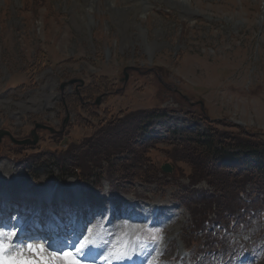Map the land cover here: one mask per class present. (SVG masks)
<instances>
[{
  "label": "rangeland",
  "instance_id": "1",
  "mask_svg": "<svg viewBox=\"0 0 264 264\" xmlns=\"http://www.w3.org/2000/svg\"><path fill=\"white\" fill-rule=\"evenodd\" d=\"M71 79L84 81L81 93L75 84L60 89ZM35 123L56 132L37 130L31 146L0 140V188L17 197L76 182L90 196L54 246L17 235L29 221L26 202L10 203L14 211L0 220V264H41L29 245L42 246L54 264H264V219L245 215L238 220L248 228L225 230L227 248L197 257L204 249L183 201L212 187L189 178L197 173L182 157L187 152L171 142L242 130L261 140L215 146L222 164L264 167V0H0V130L23 139ZM130 142L146 145L138 156L146 171L129 179L112 165L130 160ZM106 143L127 149L105 162L98 149ZM7 219L13 233L2 232Z\"/></svg>",
  "mask_w": 264,
  "mask_h": 264
},
{
  "label": "trees",
  "instance_id": "2",
  "mask_svg": "<svg viewBox=\"0 0 264 264\" xmlns=\"http://www.w3.org/2000/svg\"><path fill=\"white\" fill-rule=\"evenodd\" d=\"M91 92L94 93V89L91 88L86 93L90 96ZM223 131H219L224 135L222 136L219 133L218 139L212 135L205 140L192 138V141L188 139L171 141L176 148L187 152L182 154V157L191 166L193 171L197 173V177L191 174L189 178L194 181L205 180L212 187V192L202 194V196L199 194L200 197H195L196 200L186 199L183 203L191 218L188 226H191V229L192 226L194 229H197V231H194V235H198V237H194L198 239L199 246L214 247L217 251L223 247V240L222 238L218 240L219 236L217 232L211 231L213 226H219L221 223L228 224L232 218L239 219L244 213L252 217L260 216L262 212L264 214V167H259V171L255 172L244 170L241 163L232 165L231 167L224 166L220 162L222 158L217 153L218 151L214 150V147L217 145L223 149L256 147L255 142L260 141L261 138L258 137L256 139V135L252 138L251 135L253 134L245 133L242 130L233 132L230 135H228L227 131ZM100 134L102 132H99L98 135ZM155 141L159 142V140H153L150 143ZM114 143L117 144V140H114ZM262 144H264V140H262ZM128 147L130 160H125L123 164H114L112 167H117L121 175L123 173L127 174L129 179L135 174L145 175L146 168L143 169V159H138V156H143L142 153L146 145L135 146L130 142ZM124 149H127L125 143L116 145L114 149H111L106 143L98 149L99 160L109 162L110 157L117 153H122ZM194 156L197 158H193ZM73 166L78 170L77 165ZM66 168L67 166H61V169L65 171H67ZM137 170H140V173H137ZM77 175L78 178L82 176ZM120 178L121 176L117 179L118 182H125L124 179ZM141 180L142 182L147 181ZM247 183L251 185L252 190L254 187H256V190L253 192V202L245 207L240 201V193L244 190ZM212 214L213 216H211ZM223 227L225 228V226ZM196 232L200 234H196Z\"/></svg>",
  "mask_w": 264,
  "mask_h": 264
},
{
  "label": "water",
  "instance_id": "3",
  "mask_svg": "<svg viewBox=\"0 0 264 264\" xmlns=\"http://www.w3.org/2000/svg\"><path fill=\"white\" fill-rule=\"evenodd\" d=\"M126 70H127V67H125L123 69V74H124V77L120 79V81H123V80H126L127 79V74H126ZM75 82H79L80 85H83V80L82 79H71L67 82H64L60 85V88L62 89L65 85H69V84H72V83H75ZM96 104H99V97L97 98L96 100ZM67 119L68 117H66L63 121V125L64 123L67 122ZM37 128H47L51 133L54 132V129L52 127H47L43 124H39V123H35L34 125V129L31 131V135H32V139H29V138H26V139H15L11 133L7 130H4V129H1L0 130V139L4 136V135H8L11 139V141L17 145H26V144H29V145H34L36 144L37 140H38V136H37V133H36V129ZM163 170L165 172H170L169 170V167L167 164H165L163 166Z\"/></svg>",
  "mask_w": 264,
  "mask_h": 264
},
{
  "label": "snow or ice",
  "instance_id": "4",
  "mask_svg": "<svg viewBox=\"0 0 264 264\" xmlns=\"http://www.w3.org/2000/svg\"><path fill=\"white\" fill-rule=\"evenodd\" d=\"M3 235H4L3 233H0V248L3 247V239H2ZM133 239L136 240V241H139V237H134ZM150 240H151V242L155 243L158 240V236L152 235L150 237ZM88 243H89L88 241H86L84 243H81L79 247L75 248V253L74 254L75 255L83 254L84 249L88 247ZM131 244H132L131 240L130 241H125L124 242V247L127 249L128 247L131 246ZM29 248H30V250L32 252H34L36 254V256L38 257V259L41 262V264H54V261H53L52 258L44 257L43 255H41V253H43V251H44L42 246L37 248V247H34L32 245H29ZM121 254L122 255H127V251H125V252H123ZM32 264H35V261H33ZM72 264H79V261L78 260H73Z\"/></svg>",
  "mask_w": 264,
  "mask_h": 264
},
{
  "label": "bare ground",
  "instance_id": "5",
  "mask_svg": "<svg viewBox=\"0 0 264 264\" xmlns=\"http://www.w3.org/2000/svg\"><path fill=\"white\" fill-rule=\"evenodd\" d=\"M75 189H80L82 192H83V194L86 192L85 190H83L84 188H81V187H79L78 186V183H76V182H71L70 184H67V186L65 187V188H63V190L64 191H67V192H70V193H72ZM21 192H25V190H21ZM67 192H65V193H67ZM6 194L7 196H9V195H13V193H11L10 191H8L7 189H5V187H3V188H0V194ZM36 194V193H35ZM14 200V199H13ZM68 204H70V203H68ZM56 216H57V214H56ZM121 216H123V215H120V216H118V217H121ZM151 216H154V217H156L157 215L156 214H152ZM77 219V217L74 215L73 217H67L66 219H61V221H62V225L64 226V227H70V224L74 221V220H76ZM72 221V222H71ZM99 221H101V219H99ZM98 221V222H99ZM83 225V224H82ZM137 230V229H136ZM128 233H129V231H127ZM124 236H126V235H123L122 237H124ZM17 242V241H16ZM68 261V260H67Z\"/></svg>",
  "mask_w": 264,
  "mask_h": 264
},
{
  "label": "flooded vegetation",
  "instance_id": "6",
  "mask_svg": "<svg viewBox=\"0 0 264 264\" xmlns=\"http://www.w3.org/2000/svg\"><path fill=\"white\" fill-rule=\"evenodd\" d=\"M82 88H83V86H82V87L76 86V89H75V90H76V92H77V93H79V92H80V89H82ZM81 101H82V100H81ZM89 101H90V100H89V99H87L86 101H82V103H84V104H85V103H87V105H89V106H90V102H89ZM3 138H4V137H3ZM3 138H2V140H3ZM5 138H7V139H8V142L10 143V140H9V138H8V137H6V136H5Z\"/></svg>",
  "mask_w": 264,
  "mask_h": 264
}]
</instances>
